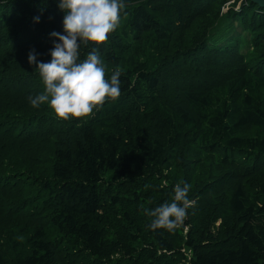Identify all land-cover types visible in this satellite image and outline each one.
<instances>
[{
  "label": "trees",
  "instance_id": "16d2710c",
  "mask_svg": "<svg viewBox=\"0 0 264 264\" xmlns=\"http://www.w3.org/2000/svg\"><path fill=\"white\" fill-rule=\"evenodd\" d=\"M58 2L0 0V264H264V7L124 0L98 49L121 94L64 121L29 100ZM177 183L194 206L150 229Z\"/></svg>",
  "mask_w": 264,
  "mask_h": 264
},
{
  "label": "clouds",
  "instance_id": "9594fccd",
  "mask_svg": "<svg viewBox=\"0 0 264 264\" xmlns=\"http://www.w3.org/2000/svg\"><path fill=\"white\" fill-rule=\"evenodd\" d=\"M125 7L124 0H59L58 9L64 13L63 34L50 33V37L59 41L53 42L48 53L50 61H37L34 50L28 53V63L36 65L44 85L41 94L29 97L32 107L47 104L55 119L67 121L89 117L109 100L119 98L121 71L117 69L106 78L98 49L120 27ZM34 20L38 22L39 17ZM93 45L81 60V47ZM191 187L188 183H177L170 203L144 208L145 215L152 218L148 227L172 232L182 224L188 208L195 203L188 198Z\"/></svg>",
  "mask_w": 264,
  "mask_h": 264
},
{
  "label": "water",
  "instance_id": "95a60500",
  "mask_svg": "<svg viewBox=\"0 0 264 264\" xmlns=\"http://www.w3.org/2000/svg\"><path fill=\"white\" fill-rule=\"evenodd\" d=\"M255 3H257L259 6L264 7V0H253Z\"/></svg>",
  "mask_w": 264,
  "mask_h": 264
}]
</instances>
